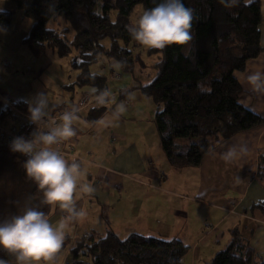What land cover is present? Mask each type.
<instances>
[{
    "label": "trees",
    "instance_id": "16d2710c",
    "mask_svg": "<svg viewBox=\"0 0 264 264\" xmlns=\"http://www.w3.org/2000/svg\"><path fill=\"white\" fill-rule=\"evenodd\" d=\"M8 1L32 21L22 41L29 54L38 58L50 49L65 58L74 52L76 58L71 65L78 69V75L73 86L87 88L82 96L92 97L107 90L106 77L89 72V67L101 57L126 73H133L134 60L127 44L134 40L127 31V18L137 5L143 9L155 6L154 0H100V11H96V0ZM184 3L192 10L193 39L187 54L176 45L151 49V53L161 52L156 76L148 85L136 87L156 107L153 121L160 148L175 168L198 167L203 157L219 145L264 124L239 104L243 90L234 77L235 73L244 71L248 60L260 53V3L247 0H184ZM112 11H117L115 22L110 18ZM56 17L70 24L74 35L69 42L60 33L45 28ZM11 18L9 12H0V27L5 31L9 30ZM104 40L110 42L108 48L101 45ZM110 76L113 77L112 70ZM15 104L27 113L22 102ZM64 108L54 114L65 111ZM105 112L106 107H90L87 121L94 124ZM25 159L11 152L8 144L0 142V164L13 169L6 186L0 179L7 206L0 220L17 214L26 203L49 215L50 205L40 203L41 191L25 177ZM258 168V177H262L261 162ZM254 209L264 216V203ZM67 241L65 238L57 254L66 248ZM187 251L188 247L177 239L165 241L137 234L121 239L107 231L98 238H84L70 253L72 264H181ZM79 256L87 262L79 261ZM0 259L15 264L14 255L5 250H0ZM209 264H264V261L255 262L252 250L233 232L230 245L218 252Z\"/></svg>",
    "mask_w": 264,
    "mask_h": 264
},
{
    "label": "crops",
    "instance_id": "0c3cea01",
    "mask_svg": "<svg viewBox=\"0 0 264 264\" xmlns=\"http://www.w3.org/2000/svg\"><path fill=\"white\" fill-rule=\"evenodd\" d=\"M251 1H258L261 7L260 53L257 57L248 60L244 71L235 73L234 77L243 90L239 104L264 121V0H247L248 3ZM0 3H3V0H0ZM10 5L8 0H4L3 11L0 12H9L12 20L14 10ZM20 21H23V18ZM10 29L11 24L9 30L3 33H8ZM114 64L111 67H114ZM12 65L15 68V65ZM8 68L13 70V68ZM44 70V73H48V69ZM104 76L108 82L107 76L109 75ZM54 80L60 87H63L61 81L55 78ZM6 82L8 79L0 80V87ZM129 92L131 90L129 91L128 88L122 91V94H117L119 97L117 102ZM83 93L75 100L68 99L70 103H62L60 107L53 105L50 108L51 116L62 107L70 110ZM2 99L0 95V103H3ZM20 102L28 113V101L27 103L23 100ZM54 102L49 101L50 106ZM113 102L109 104L111 108H106L105 114L94 124L87 121L89 109L77 113V119L73 123L76 134L62 141L65 148L70 146L77 157L89 160V162L80 161L79 163L84 173L82 181L91 185L94 191L90 195L76 198L77 208L85 209L88 214L91 211L97 212L98 208L102 209L106 206L110 196L109 187L123 185L121 180L123 175L145 171L144 163H147L149 167L154 165L153 150L149 145L144 146L143 150H138L134 146V139H129L127 132L117 131L123 122L129 121L130 115L136 114L137 116L138 111L132 110L134 108H125L119 119H113L112 113L116 109L113 108L115 105ZM123 116L125 118H122ZM101 120L111 121V123L105 125L100 123ZM105 147L106 151L103 153ZM111 147H115L119 152L114 151L116 153L111 159L110 166L107 167L103 165V161L107 159ZM160 151H157L155 156L164 173L158 177H151L149 176L151 174L147 172L145 176L151 181L149 187L138 186V189L141 187L148 189L141 191L142 201L152 200L154 204L150 208L143 205V208L147 210L148 215L152 213L151 220H154L155 224L153 225L151 221L149 229L145 228V231L125 229L121 232V229L113 228L107 221H104L102 230L112 231L118 237L129 234L148 237L144 234H150L151 238L165 241L180 240L188 247L182 259V263L185 259V264H209L218 252L230 245L232 234L236 232L238 237L252 250L254 261H264V216L254 209L257 205L264 203V175L258 177L259 162L264 166V124L236 134L219 145L203 157L198 167L175 168L169 164L161 148ZM3 188L0 186L1 217L5 215L7 207ZM65 216L66 212L63 209L54 205L50 206L47 216L50 222L56 223ZM118 220L121 219L118 218ZM83 224L87 222L69 223L65 237L68 240L67 251L71 252L75 248L74 245L81 239L89 236L101 237L93 227H89L83 230L82 238H80L78 229Z\"/></svg>",
    "mask_w": 264,
    "mask_h": 264
},
{
    "label": "rangeland",
    "instance_id": "374dc122",
    "mask_svg": "<svg viewBox=\"0 0 264 264\" xmlns=\"http://www.w3.org/2000/svg\"><path fill=\"white\" fill-rule=\"evenodd\" d=\"M96 2L98 5L96 11H100L101 2L100 0H96ZM10 7L14 10L13 19L10 23L11 29L8 33H0V80H3L4 78L6 80L8 79V82L0 87V95L2 98L13 102H17L20 99V101L23 100L26 103L28 101L30 104L35 100L38 94L43 93L46 94L49 101H55L50 106V108H52L53 105L60 107V104L62 103H70L68 102V99H70V101L71 99L75 100L82 92H87L88 89L85 87L79 88L73 86L76 81V76L78 75V69L73 68L71 65L72 60L76 58L74 52L65 58L58 57L57 54L50 49L46 50L44 55L38 58H34L28 53L25 47L22 46L21 41L28 35L32 26V21L22 17L21 11L17 10L12 4ZM143 10L144 9L141 5H137L130 11L127 18V28ZM116 12L117 11H112L110 14V18L113 22L116 21ZM21 18H23V21H20ZM45 28L60 33L68 42L74 35L70 24L62 17L51 19L46 23ZM101 45L108 48L110 42L104 40ZM127 49L131 50L134 60V71L132 74L126 73L120 66L118 67L112 61H108L105 57H101L96 64L90 66L89 72L92 74L109 75L107 76L109 78L107 82V90L109 92L106 90L109 93V99L104 106L99 107L111 108V105L109 104L114 101L113 103H115V105L113 108L122 104L125 108H134L132 110L136 112L138 111L137 116L136 114L130 115L129 121L123 122V125L117 128V131L127 132L129 135L128 138L134 139V146L138 150H143L149 145L153 150L154 165L149 167L147 166V163H144L145 171L141 173H127L121 178L123 185L112 188L109 187L110 189H108V191L110 192V196L108 202L105 204L106 206L102 209L98 208L97 212L91 211L88 214V219L85 220L87 224H83L78 229L79 235H81L80 238H82L83 230L89 227H93L101 236H104L107 233V231L104 232V230H102L104 221H107L113 228L121 229V232L125 229L137 231L146 228L147 230L149 229L148 226L151 225V221L153 225L155 224V221L151 220L152 213L148 215L147 210L143 208V205H145L146 208H150L154 204L152 200L142 201L141 191L144 192L148 189L142 187L138 189V186L150 185L149 183H151V181L147 180V177L145 176V174H148L147 172L151 174L149 175L151 177H158L162 175L161 173H164L155 156L157 151L161 152L159 148V140L152 123L156 107L152 100L141 94L136 87L146 86L155 78L157 73L156 64H158L161 59V52L151 53V49L144 48L135 41L129 42L127 44ZM187 52L188 48L183 50V53L187 54ZM12 64L15 65V68L12 67ZM112 64H114V67H111ZM8 67H10V69L13 68V70H9ZM44 69H48V73H44ZM111 70L113 71V77L110 76ZM51 75L53 77H51ZM54 78L61 81L63 87H60ZM128 88L131 92H129L124 98H121V101L117 102L119 99L117 94ZM4 107V103H0V108ZM122 118L125 117L123 116ZM89 135L92 136V134ZM116 150L115 147L110 148V153L107 156V159L103 161L104 166H110L113 155L116 152H119ZM105 151L106 147L104 148L103 153H105ZM80 159L81 162H89V160L82 157ZM67 160L70 163L72 162L69 159ZM12 173L13 169H10V167H7L4 163L0 164V179L5 182L4 186H6V182L12 177ZM10 196L14 197L12 194H10ZM118 218L121 220H118ZM144 235L152 237L149 236L150 234ZM119 237L123 239L126 235H120ZM83 240L84 239H81V243ZM76 245L77 243L74 247H76ZM67 250L68 248H64L59 254L56 253L49 264H72L73 256ZM79 261L87 262V259L83 256H79ZM185 262L184 259L182 264H185Z\"/></svg>",
    "mask_w": 264,
    "mask_h": 264
},
{
    "label": "clouds",
    "instance_id": "9594fccd",
    "mask_svg": "<svg viewBox=\"0 0 264 264\" xmlns=\"http://www.w3.org/2000/svg\"><path fill=\"white\" fill-rule=\"evenodd\" d=\"M154 5L130 23L127 28L130 37L147 49L176 45L186 50L193 39L192 10L185 6L184 0H154ZM4 31L0 27V33ZM108 99L109 93L105 91L97 95L96 102L103 105ZM124 110V105H117L113 119H119ZM77 111L75 107L65 110L56 122L46 94H38L28 107V120L36 130L28 138L14 137L9 144L11 152L26 157L25 177L41 191L40 203L58 206L66 212L64 219L52 223L39 207L26 203L17 214L0 220V250L14 255L15 264H49L64 243L69 223L87 219V211L77 208L76 198L90 195L94 189L82 181L80 163H69L54 147L76 134L73 123ZM100 123L107 125L111 121ZM0 264L7 262L0 259Z\"/></svg>",
    "mask_w": 264,
    "mask_h": 264
},
{
    "label": "built area",
    "instance_id": "2783aa9c",
    "mask_svg": "<svg viewBox=\"0 0 264 264\" xmlns=\"http://www.w3.org/2000/svg\"><path fill=\"white\" fill-rule=\"evenodd\" d=\"M117 77V76H116ZM4 102V108H0V142L10 144L11 140L16 137L23 135L26 138L30 137V134L36 130V126L31 124L28 120V113L22 111L16 107L15 102L7 99H2ZM106 104V103H105ZM96 102V97L83 95L74 106L78 111L77 113L87 110L90 107L104 106ZM64 111H57L52 117L59 122V117ZM42 127H44L42 125ZM58 151L69 158L72 162H79L81 159L77 157L70 146H65L61 143L54 146Z\"/></svg>",
    "mask_w": 264,
    "mask_h": 264
}]
</instances>
